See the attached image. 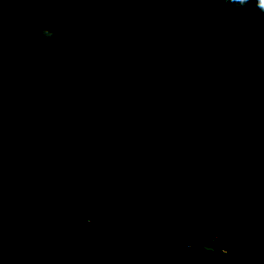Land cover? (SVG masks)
Returning <instances> with one entry per match:
<instances>
[{"label":"trees","instance_id":"16d2710c","mask_svg":"<svg viewBox=\"0 0 264 264\" xmlns=\"http://www.w3.org/2000/svg\"><path fill=\"white\" fill-rule=\"evenodd\" d=\"M255 157L251 0H0V264H264Z\"/></svg>","mask_w":264,"mask_h":264},{"label":"clouds","instance_id":"9594fccd","mask_svg":"<svg viewBox=\"0 0 264 264\" xmlns=\"http://www.w3.org/2000/svg\"><path fill=\"white\" fill-rule=\"evenodd\" d=\"M261 11H264V0H251ZM225 4L233 7H245L250 3V0H224ZM34 35L39 36L37 48L46 49L55 42V29L48 26V24L34 25L32 28Z\"/></svg>","mask_w":264,"mask_h":264},{"label":"rangeland","instance_id":"374dc122","mask_svg":"<svg viewBox=\"0 0 264 264\" xmlns=\"http://www.w3.org/2000/svg\"><path fill=\"white\" fill-rule=\"evenodd\" d=\"M7 22V21H6ZM110 30V29H109ZM96 40H104V41H109L111 39V37H108V38H104L102 36H99L98 38H95ZM65 105L68 106V102H65ZM235 148V147H234ZM233 147L231 148V150L234 149ZM252 165H254L257 169H260L261 170V174L262 176H264V164L262 161H260V159H258L257 157H255L254 159H252ZM257 173V172H256ZM257 177V175L255 176V178ZM254 178V177H253ZM259 179V178H258ZM258 179H257V182H258ZM260 185L258 186V189H259ZM261 201H259L260 203ZM263 202V201H262ZM123 240L124 242H128L129 241V238H133V240L137 239L138 236H135V237H132L130 236V233H125L124 236H123ZM205 242L209 245H212L213 247H218V248H221L222 250H224V248L222 247V242H220V238L218 236H214V237H206L205 239ZM119 252V251H118ZM121 255V258L123 257L124 253H120ZM135 255L133 256L132 255V258L130 259H136L135 256H136V253H134ZM121 263L123 262V260L121 259L120 261ZM131 264H137L139 262V264H142V262L140 261H137V263H134L132 261H130Z\"/></svg>","mask_w":264,"mask_h":264}]
</instances>
